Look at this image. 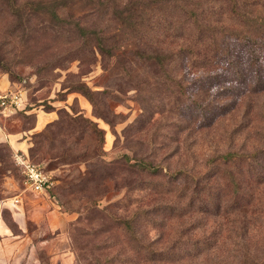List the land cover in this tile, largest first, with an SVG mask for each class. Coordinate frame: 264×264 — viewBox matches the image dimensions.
I'll list each match as a JSON object with an SVG mask.
<instances>
[{"label": "rangeland", "instance_id": "1", "mask_svg": "<svg viewBox=\"0 0 264 264\" xmlns=\"http://www.w3.org/2000/svg\"><path fill=\"white\" fill-rule=\"evenodd\" d=\"M195 1L207 5V0ZM64 3L69 5L70 0ZM169 3L173 0H161L156 5L165 10ZM216 5L208 11L199 9L203 25L194 28L188 24L168 36L165 24L170 23L164 22V14L147 12L148 20H131V24L146 27L143 37L127 39L129 32H125L116 39V44L123 46L113 54L97 53L91 63L74 59L65 67L52 69L44 64L68 46L52 45L46 33H39L42 29L36 30L34 24L37 17L26 23L25 11L34 13L35 5L10 10L5 0H0V77L9 80V86L21 88L25 109L33 108L11 114L6 118L7 126L23 132L31 157L52 173L54 182L43 200L55 209L56 220L64 219L54 228L28 220L31 230L39 229L40 264L49 263L50 249L66 248L73 264H115L123 254L134 255L141 243L113 217L127 218L137 209L154 204L162 206L151 214L154 223L135 225L142 243L153 239L152 248L167 249L176 237L213 236L216 242L196 256L179 251V258L173 262L148 264L261 262L264 177L258 182L243 181L250 195L243 209L222 207L215 215L196 209L177 214L186 203L180 195L181 185L193 187L197 174L210 172L213 178L202 176L200 183L206 180L214 189L223 188L227 172H234L237 166L247 170L252 163L255 172L264 176V158L257 162L246 158L245 164L239 160L210 162L211 157L226 151L264 149V23L258 20L264 17V0H218ZM77 9L74 6L70 11ZM120 9L116 10L121 14ZM121 21L117 18L100 23L109 29L128 26ZM217 23L224 24L225 34L221 26H215ZM234 33L243 37H232ZM223 36L229 41L231 61L223 59L224 55L218 60L215 55L208 62L202 60L204 51L212 53V43ZM185 42L199 52L195 60L191 52L178 50ZM171 50L169 60L158 62L151 57ZM256 65L263 75L258 84ZM79 81L94 90L95 105L80 91L68 90ZM197 101L206 105L205 114H199ZM50 111L52 118L38 124L37 113L43 116ZM204 115L207 117L201 120ZM86 118L102 129V141ZM13 151L10 143H0V199L8 205L20 193L21 201L25 200L23 177L11 159ZM136 157L159 164L160 171L133 166ZM180 169L188 173L181 175ZM13 184L20 189L14 190ZM153 185L165 188L151 191ZM193 193L191 198L197 200ZM37 199L41 202V197ZM2 213L15 228L7 207ZM109 259L112 262H107Z\"/></svg>", "mask_w": 264, "mask_h": 264}, {"label": "trees", "instance_id": "2", "mask_svg": "<svg viewBox=\"0 0 264 264\" xmlns=\"http://www.w3.org/2000/svg\"><path fill=\"white\" fill-rule=\"evenodd\" d=\"M151 4V2H153ZM161 0H119V3L113 2L110 3V0H70V4L64 3V0H23V2L18 3L17 0H5V7L14 10L16 7H26L28 5H35L36 11L32 13L30 10L25 11L26 23H30L31 18L37 17L38 20L34 23L36 25V30H40L39 33H46L48 38L51 40L52 45H67L63 51L59 52L52 60L47 61L44 65L55 69L56 67H65L67 62H70L74 59L79 60L83 63H91L97 59V53L100 55L104 54H113L114 50L121 49L123 46L119 43L116 44L117 37L125 32H129V37L141 38L143 33H146V27L142 24L136 26L131 24L132 18H140V22H144L143 19L148 20L147 12L157 11L159 14H164V22L170 24H165V35L168 36L174 31L184 28L185 25L190 26L193 24L195 28L197 25H201L200 19H203L202 16L198 18L200 10L208 11V9H214L217 5L218 0H207V5L195 0H173V3L166 5L165 10H162V7L156 5ZM221 1V0H220ZM226 1V0H223ZM165 4V2H164ZM135 5V6H134ZM16 6V7H15ZM74 6H77L75 12H71L70 9H73ZM121 7L120 13H118L117 8ZM220 7V6H219ZM42 9L43 12L40 11ZM39 10V11H37ZM153 12V13H154ZM35 14V15H34ZM41 15V16H40ZM161 17V16H160ZM121 18V22H126L128 26L125 27L117 26L113 29H109L108 25L102 23L104 21H112ZM219 20V19H218ZM220 19L219 21H221ZM264 23V17L259 18ZM157 25V24H156ZM203 25V24H202ZM221 26L222 33L225 34L223 23H217L215 26ZM214 26V25H212ZM157 27L152 29L156 31ZM174 30V31H173ZM232 34V33H231ZM238 35V36H237ZM232 37H243L239 36V33H234ZM247 37V36H244ZM195 41V40H194ZM249 42V40H247ZM188 42V41H187ZM228 38L222 37L220 41H215L212 43L214 46V51L209 52V49L204 51L202 60L205 62L209 61L213 55L215 59L221 55H224L229 61H231L230 48L228 45ZM251 46V44H249ZM178 50H183L185 53H192L193 59L195 56L199 55L198 51H194L191 48V45L188 43H182L179 45ZM252 51V50H251ZM178 53V52H177ZM172 55V50L167 51L166 54L154 53L151 55L156 61L163 62ZM253 56V55H252ZM169 60V59H168ZM233 64V61H232ZM233 66H235L233 64ZM261 69L260 65H256L254 68L255 73V83H259L262 80L263 75L259 72ZM68 90L80 91L84 94L93 105H95L94 99V90L84 81H79L68 86ZM222 104V103H221ZM197 106L200 112L205 114L206 105L201 101H197ZM21 111V110H19ZM18 111V112H19ZM26 112V111H25ZM207 116H202L201 120ZM86 121L92 124V128L100 134V139L102 141V129L97 127L96 124L89 118H86ZM1 143V142H0ZM28 153L29 158L35 161L31 155ZM11 152V159H12ZM126 159L127 155H123ZM246 158H254L256 162L260 158H264V149L259 148L254 150L251 153H239L237 151H226L221 154H217L210 158V162H220L223 164L231 163L236 160L245 164ZM2 160V157H0ZM129 160V159H128ZM127 160V162H129ZM13 161V159H12ZM209 162V163H210ZM14 163V162H13ZM133 166H136L143 170L148 171H160L159 164H152L150 161H145L144 159L135 158ZM251 165V169L247 170L237 166L234 172H227L225 177L226 185L224 187H218L216 189L211 187V184H208L206 180H202L200 183V178L204 176L205 179L213 178V175L209 172L204 174V172L197 174L195 177L193 187H188L186 185H181V197L186 200V203L179 208L177 214H184L190 210H198L201 212H206L211 215H215L220 212V209L223 207L224 210H239L248 206L250 201V195L245 192L248 185H242L243 181L250 180L258 182L261 177H264L263 174L255 172L254 165ZM179 173L182 172L188 173L187 169H180ZM170 175L173 173H169ZM206 181V182H204ZM161 188H165L160 185H153L149 189L151 191H161ZM191 191L195 193L197 200L191 198ZM193 193V195H194ZM162 206L160 204H154L151 206L139 208L134 211L129 217L118 219L113 217L114 221L119 222V225H123L128 231L131 237L135 242L141 243V249L133 255L126 254L122 255L115 261V264H148V263H167L173 262L179 258V251L192 252V256H196L202 251L209 250L215 245L216 238L211 236L209 239L200 238V237H188L187 239L176 237L171 239L170 243L167 245V249H156L152 248L151 245L155 241L153 239L148 243H142L141 239L135 233V225L138 223L146 222L154 223L155 219H152L151 214L158 213ZM107 262H112L111 259ZM258 264V263H257ZM259 264H264V250L262 251V259Z\"/></svg>", "mask_w": 264, "mask_h": 264}, {"label": "crops", "instance_id": "3", "mask_svg": "<svg viewBox=\"0 0 264 264\" xmlns=\"http://www.w3.org/2000/svg\"><path fill=\"white\" fill-rule=\"evenodd\" d=\"M9 80L0 77V90L6 89L9 86ZM25 109V108H24ZM26 108L24 111H32L33 108ZM46 115L37 113L38 124L44 123L52 118V112H45ZM0 117V142H8L15 150L18 149L27 153L28 141L27 137L23 136L20 130H12L7 126V117ZM6 119V120H5ZM44 119V120H43ZM5 120V121H3ZM37 124V126H39ZM14 190L20 189L18 185H10ZM9 186V188H11ZM9 191V190H7ZM49 189L37 193L29 188H23L22 193L25 192V200L18 204L8 205L3 198L0 199V264H40L41 260L38 255V228L30 229L28 227V220L31 219L38 224L44 223L46 227L54 228L62 225L64 219H58L54 208H52L48 201L43 200V197L48 195ZM21 194V193H20ZM38 197H41V202H38ZM22 198V197H21ZM7 207L10 219L14 222V227L7 222L3 216V208ZM18 208V209H17ZM46 241V240H44ZM66 248L53 250L50 249L48 264H73V259L69 255Z\"/></svg>", "mask_w": 264, "mask_h": 264}, {"label": "built area", "instance_id": "4", "mask_svg": "<svg viewBox=\"0 0 264 264\" xmlns=\"http://www.w3.org/2000/svg\"><path fill=\"white\" fill-rule=\"evenodd\" d=\"M25 108V93L21 88L8 87L0 90V117L15 114ZM15 166L23 177L25 188L40 193L53 185L54 179L50 170L44 165L33 162L28 153L15 149L12 154ZM21 200L20 194L13 197V204Z\"/></svg>", "mask_w": 264, "mask_h": 264}]
</instances>
